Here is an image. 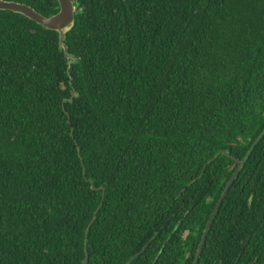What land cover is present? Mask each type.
I'll return each mask as SVG.
<instances>
[{
    "label": "trees",
    "instance_id": "obj_1",
    "mask_svg": "<svg viewBox=\"0 0 264 264\" xmlns=\"http://www.w3.org/2000/svg\"><path fill=\"white\" fill-rule=\"evenodd\" d=\"M73 1L0 10V264H193L235 158L198 264H264V0Z\"/></svg>",
    "mask_w": 264,
    "mask_h": 264
},
{
    "label": "water",
    "instance_id": "obj_2",
    "mask_svg": "<svg viewBox=\"0 0 264 264\" xmlns=\"http://www.w3.org/2000/svg\"><path fill=\"white\" fill-rule=\"evenodd\" d=\"M59 3V11L56 14L45 16L35 10L33 7L13 1V0H0V10H10L16 13H20L24 15L25 17L35 21L37 24L41 25L45 29L56 31L59 34L60 38V44L63 47L66 57L69 59H76L74 56L69 54L68 47L65 44V37L66 34L72 30L75 26L76 21V5L73 0H57ZM71 64V61L69 62ZM220 153H224L227 155H230L225 149L220 151L216 156H218ZM236 162L239 163L238 168L235 170L234 174L232 175L230 181L228 182L226 188L224 189L220 200L216 204V207L214 208L207 224H206V230L202 236L201 242L199 244V248L197 250L196 256L194 258L193 264H198L200 260V256L206 241V237L208 234V231L212 225V222L217 215L218 211L220 210V207L227 196L231 186L233 185L235 179L239 175L241 169H242V161L240 159H236ZM94 188V187H93ZM92 224H90V227ZM89 227V229H90ZM88 229V230H89ZM87 248V247H86ZM88 256H86V259L84 261V264H87Z\"/></svg>",
    "mask_w": 264,
    "mask_h": 264
}]
</instances>
